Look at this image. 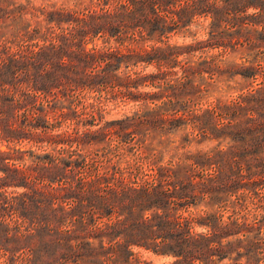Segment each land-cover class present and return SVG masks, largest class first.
Returning a JSON list of instances; mask_svg holds the SVG:
<instances>
[{
    "label": "trees",
    "instance_id": "trees-1",
    "mask_svg": "<svg viewBox=\"0 0 264 264\" xmlns=\"http://www.w3.org/2000/svg\"><path fill=\"white\" fill-rule=\"evenodd\" d=\"M49 1L0 0V264H264V0Z\"/></svg>",
    "mask_w": 264,
    "mask_h": 264
},
{
    "label": "rangeland",
    "instance_id": "rangeland-1",
    "mask_svg": "<svg viewBox=\"0 0 264 264\" xmlns=\"http://www.w3.org/2000/svg\"><path fill=\"white\" fill-rule=\"evenodd\" d=\"M65 1H69L72 2L73 0H50L49 2L51 3H64ZM41 3V2H38ZM192 41L191 37H187V38H183L181 36H177L174 37L172 39V43H178V44H183V43H190ZM199 55H196L195 58H193L194 60H198ZM239 55H232L229 56L230 60H240ZM241 62V61H239ZM149 71H152V69H149ZM233 87V89H231L229 92H216L214 93V97H224V98H229V97H233L236 96L237 94L240 93V91L242 90V88L246 87L248 85V83L242 79V78H238L236 81L231 82L230 83ZM151 107H155V105H150ZM138 106L131 103L127 106L125 105H119V106H113L110 105L109 107H107L106 113H105V121L106 122H111V121H115L118 119H122L123 117H125L126 115H132L135 111H137ZM104 124V123H103ZM185 134H180L178 135V137L174 138L175 143L170 145L168 148H164V147H157V143H154V147L158 150V151H164L165 154V158L169 159L172 155H174L177 151H176V147L180 144L182 137ZM209 145H190L187 149L185 150H179L180 152L183 151H194L196 149H202V148H208ZM3 149L5 148L4 146L2 147ZM25 148H30V146H25ZM140 257L141 259L147 261V262H151L152 264H171L174 259L172 258H164V257H160V256H156L153 253H149V252H141L140 253ZM235 257H237L235 255ZM247 260L245 259L244 262H246ZM223 264H232L231 261H226Z\"/></svg>",
    "mask_w": 264,
    "mask_h": 264
}]
</instances>
